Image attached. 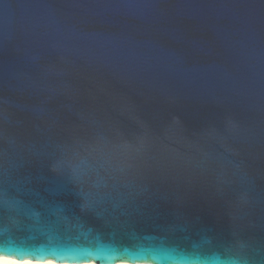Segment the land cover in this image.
<instances>
[{"label":"water","instance_id":"obj_1","mask_svg":"<svg viewBox=\"0 0 264 264\" xmlns=\"http://www.w3.org/2000/svg\"><path fill=\"white\" fill-rule=\"evenodd\" d=\"M0 190L55 264H264V0H0Z\"/></svg>","mask_w":264,"mask_h":264},{"label":"snow or ice","instance_id":"obj_2","mask_svg":"<svg viewBox=\"0 0 264 264\" xmlns=\"http://www.w3.org/2000/svg\"><path fill=\"white\" fill-rule=\"evenodd\" d=\"M87 210V205L85 206ZM4 213H10V210L6 206L5 196L2 190H0V216ZM39 253V254H37ZM0 254L5 256H15L18 259H33L37 261L42 260H54L57 258H62L59 256L58 252L53 248L51 250L47 249H35L29 244H25L21 247H3L0 248Z\"/></svg>","mask_w":264,"mask_h":264},{"label":"bare ground","instance_id":"obj_3","mask_svg":"<svg viewBox=\"0 0 264 264\" xmlns=\"http://www.w3.org/2000/svg\"><path fill=\"white\" fill-rule=\"evenodd\" d=\"M0 264H55L52 260H48L45 262H32V261H23L18 262L12 258L0 257ZM88 264H96V263H88ZM126 264V263H120Z\"/></svg>","mask_w":264,"mask_h":264}]
</instances>
